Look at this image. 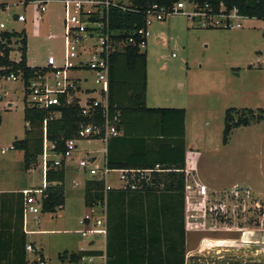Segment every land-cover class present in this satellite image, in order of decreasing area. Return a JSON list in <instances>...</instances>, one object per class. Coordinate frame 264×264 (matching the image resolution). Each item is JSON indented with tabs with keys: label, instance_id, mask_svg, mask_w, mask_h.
Returning <instances> with one entry per match:
<instances>
[{
	"label": "rangeland",
	"instance_id": "obj_1",
	"mask_svg": "<svg viewBox=\"0 0 264 264\" xmlns=\"http://www.w3.org/2000/svg\"><path fill=\"white\" fill-rule=\"evenodd\" d=\"M45 1L0 0V21L5 24V29L24 30L26 34V59L31 66H45L49 55L55 58L56 65L63 62L62 3L59 0ZM190 9L191 5L186 2L183 11L171 12L164 19L152 20L148 25L149 35L144 47L140 48L146 53L148 103L155 104L152 97L156 95L169 97L179 93L177 103L183 104L187 110L188 141L199 153L196 175L207 177L216 184L219 191L213 197L210 195L212 198L229 195L235 188L243 191L241 195L245 196L246 189L249 198L244 203L246 210L243 213L240 207L237 209L238 224L259 225L262 221L264 223V117L258 122L233 128L226 143H222L221 137L227 108L264 110V20L241 17L234 19V24L239 25L229 29L206 28L196 19L188 18L184 11ZM18 14L25 19L18 21ZM94 42L95 39H88L84 44ZM12 44L10 58L17 60V43ZM89 74L85 86L92 87L93 78ZM4 89L7 94L0 104V149L5 148V151L0 152V160H7L10 168L2 171L0 179L12 185L26 176L24 170L21 174L13 173L15 162L22 161V151L9 148L13 140L23 137L25 100L20 82L8 81ZM78 95L82 101L90 96L99 98L96 91H82ZM8 101L11 103L9 108L6 106ZM88 145L85 141L78 142L80 149ZM90 145L101 146V142L94 141ZM80 156L83 154L74 150L71 159ZM40 160L38 157L37 164L27 176L29 182L41 183ZM72 177L70 169L66 170L64 197L66 204L69 200L81 203L78 211L72 212L79 217L84 213L83 187H72ZM55 212L59 215V208ZM51 213L43 216L55 215ZM37 214L42 216L41 212ZM31 216L28 213L29 227L36 226ZM187 236L190 247L195 244L199 233L187 232ZM28 256L36 258L33 254ZM198 258L193 257L191 264H198L195 260ZM249 259L239 258L235 264H250ZM260 260L262 263H258L264 264V254Z\"/></svg>",
	"mask_w": 264,
	"mask_h": 264
},
{
	"label": "trees",
	"instance_id": "obj_2",
	"mask_svg": "<svg viewBox=\"0 0 264 264\" xmlns=\"http://www.w3.org/2000/svg\"><path fill=\"white\" fill-rule=\"evenodd\" d=\"M179 0H127L124 8L119 5L110 6L107 11V27L111 37L116 41H122V47L111 53L108 69L107 107L110 115L118 114L117 129L120 135L109 137L106 142L105 164L109 168H150L159 164L168 168L165 172L152 173L150 183L137 190L113 188L106 191V219L109 216V197L111 193L124 195L125 192L152 191L156 184H162L165 190L175 187L183 193L184 173L180 170L185 167L184 158V109L172 107H146V53L141 51L138 43L140 37L134 33L145 24L146 11L152 4L164 6L170 9ZM197 5L209 4L214 12L218 11L219 3L222 2L225 10L235 7L238 13L244 17H254L264 20V0H187ZM212 28V27H206ZM16 36L20 41L21 56L17 63L11 62L10 70H21L24 83L36 74H44L45 67L30 66L26 62V34L21 31H1L0 37L9 40ZM132 37L133 41H128ZM4 45L0 44V49ZM5 53L8 48H4ZM91 100V99H89ZM58 112V116L51 115ZM264 117L262 108H236L229 107L224 112L222 143H226L228 135L233 128L246 126L250 122H258ZM23 119L25 128L23 137L12 141V148L22 151L21 168L27 170L37 164L39 155L42 152L43 142V121H45L46 138L54 143L53 150L60 152L64 148V140L77 136L79 129L88 124H102L103 115L98 107L92 116L81 114V107L77 99L69 102L60 97V104L53 105L46 109H39L24 103ZM174 121L176 125L174 126ZM148 122L152 130L141 129V123ZM99 135H96L97 138ZM147 138L157 143L155 154L148 153ZM144 147V150L125 152L127 148ZM169 149L179 150L180 157L169 158L165 156ZM64 176L65 167L53 166L51 161L47 162V169L44 173L46 185L42 189L41 212H54L57 207L64 203ZM104 185L101 180L86 179L83 187V201L86 206H91L101 201L104 196ZM20 199V214H22L21 192L11 193ZM183 223V222H182ZM154 231H140L141 236L134 240L138 248L148 252L154 247L152 233ZM179 253H176L175 260L166 263H153L149 260H120L107 251L105 264H184V230L181 228ZM175 245L170 243L168 250ZM177 248V247H176ZM177 251V249H176ZM66 252L59 254L62 258ZM101 251H78L69 253L70 260L78 261L83 256L101 255ZM42 260L39 255L37 264ZM7 264H27L25 259V240H21L20 253L15 252L12 261ZM250 264H260L251 262Z\"/></svg>",
	"mask_w": 264,
	"mask_h": 264
},
{
	"label": "crops",
	"instance_id": "obj_3",
	"mask_svg": "<svg viewBox=\"0 0 264 264\" xmlns=\"http://www.w3.org/2000/svg\"><path fill=\"white\" fill-rule=\"evenodd\" d=\"M46 0L45 2L47 3ZM259 57L262 56L261 51H257ZM264 57V56H262ZM28 65V60L26 59ZM31 66V65H30ZM85 72L86 74H84ZM81 76V89H91L90 86H85L88 81L87 71L76 72ZM90 75V74H89ZM148 74L146 68V88H145V106L146 107H172L184 109V158L185 167L191 169L192 172H198V150L194 144L188 141V116L186 107L183 104H178L177 95L171 94L167 96L156 95L152 97L155 104L148 103ZM79 93V92H78ZM77 93V95H78ZM169 101V104H160L161 102ZM148 122L141 123V129L152 130V126ZM176 121H174V126ZM121 131L119 130V134ZM89 145L85 148H78L83 156L91 157L96 163L102 164L106 156V144L100 139H82ZM78 141V142H79ZM99 141L101 146H92L91 142ZM148 153L155 154L157 143L147 138ZM127 148L125 152L131 150L139 152L144 150V147ZM2 149V148H1ZM80 156V157H83ZM165 156L169 158L180 157L179 150L169 149V153ZM79 157V158H80ZM77 158L70 159L65 164L64 186L66 182V170L70 169L73 181H77L76 188L82 189L83 182L87 176L79 171L76 166ZM0 174L2 171H7L10 168L7 160H0ZM10 163V162H9ZM14 174H21V162L13 166ZM32 168L24 170L26 176L22 181L13 183L12 185L1 181L0 179V264H7L12 261L15 252L21 251V240L24 238L25 245L30 243L36 248L35 253L26 251L25 259L27 264H32L37 261L39 255L42 256L44 264H105L107 259V251L113 256H117L120 260H149L153 263H166L175 260L176 253H179V243L181 228L184 230V264H191L193 257L197 256L198 264H215L217 262H225L227 264H235L237 259L251 258V262H260L264 254V223L259 225H239L238 220H219L213 221L207 218V226L215 225L217 228L194 229L185 225V207L184 195L180 189L172 187L165 190L162 184H156L152 191H129L124 195L111 193L109 197V216L106 219L107 233L105 236L83 233L84 225L80 223V219L87 212L88 206L84 204L82 194V205L84 207L83 215L76 217L73 214L78 211L81 206L80 202L68 201L64 197V203L59 208V215L54 211L55 215L49 217L43 214L51 212H41L42 216L32 214L31 219L35 220L36 226L29 227L28 214L23 216L20 214V199L11 193H18L21 189L40 188L44 185V174L42 171L41 183L28 181L29 174ZM81 173V176L79 174ZM198 174V173H197ZM20 176V175H18ZM200 182L206 185L209 197L212 198L219 191L218 187L209 178L203 177L200 174L196 175ZM26 179V180H25ZM18 180V178H17ZM84 180V181H83ZM116 184L114 176L111 178ZM212 195V197L210 196ZM67 206V207H66ZM69 206V208H68ZM67 208V209H66ZM73 212V213H72ZM52 214V213H51ZM183 222V223H182ZM80 224V225H79ZM154 231L152 237L154 239V247L148 252H143L135 244L134 240L141 236L140 231ZM187 232L199 233L196 242L189 247V238L186 237ZM173 243L174 248L167 249L168 245ZM177 247V248H176ZM177 249V251H176ZM99 250L101 255L83 256L78 261L70 260L69 253L78 251ZM66 252L62 258L59 254ZM29 254H33L36 258L30 259ZM99 259V261H96ZM244 262V261H243ZM193 263V262H192Z\"/></svg>",
	"mask_w": 264,
	"mask_h": 264
},
{
	"label": "built area",
	"instance_id": "obj_4",
	"mask_svg": "<svg viewBox=\"0 0 264 264\" xmlns=\"http://www.w3.org/2000/svg\"><path fill=\"white\" fill-rule=\"evenodd\" d=\"M63 7V62L56 65L55 58L49 55L46 60V72L44 74H36L33 78L24 83V77L21 70H10L11 62L17 63L21 56L20 41L18 37L12 36L7 40L0 37V44L4 45L0 49V104L5 99L7 91L4 85L8 81L20 82L23 91V99L30 106L46 109L53 105L60 104V97L63 96L66 102L77 99L81 107V114L92 116L94 111L99 107L103 115L102 124L88 123L82 126L77 136L64 140V148L60 152L53 150L54 143L46 138L45 121H43V142L42 152L39 155L41 159V168L43 174L47 169V162L51 161L53 166L65 164L72 158V153L77 149V143L82 139H92L99 135L100 139L106 144L109 137L119 134L117 129L118 114L110 115L107 107V89H108V69L109 57L112 52L122 47V41H116L111 37V33L107 27V11L110 6L119 5L121 8L127 4L122 0H59ZM189 3L191 9L184 11L190 20L200 22L204 27L225 28L229 29L233 26L235 18L244 17L240 15L235 7L225 10L222 2L219 3L218 11L214 12L213 8L204 3L197 5L187 0H179L172 5L170 9L164 6L152 4L146 11L145 24L143 27L134 31L140 37L138 43L139 48L144 47L146 38L149 35L148 25L152 20H162L171 12L183 11L184 3ZM25 18L22 14L17 15L18 21ZM9 31L5 29V24L0 21V32ZM88 39H95V42L88 45L84 42ZM17 43L19 50V58L12 60L10 52L14 47L12 42ZM128 41H133L132 37ZM4 48H8L5 53ZM87 71L92 75L94 88L81 89V76L76 72ZM50 71V74H49ZM85 91L90 93L96 91L99 98L95 96L86 97L83 101L77 95L78 92ZM91 99V100H89ZM7 108L11 103H6ZM5 107V106H4ZM1 111V105H0ZM51 115L58 116V112ZM12 148V145L9 146ZM5 148L0 149L3 153ZM77 169L84 173L86 179L101 180L104 185V196L101 201L87 208V212L80 219V223L84 225L83 233L105 236L107 233L106 225V191L113 188L137 190L142 186L150 183L152 173L165 172L168 168H163L159 164H155L150 168H109L105 161L102 164L96 163L91 157L83 156L77 159ZM184 173L183 195L185 207V225L194 229L217 228L215 225L207 226V218L213 221L219 220H237L238 207L240 212L246 210L245 201L249 198V192L244 189V195L235 188L230 191L229 195L222 198H210L206 185L199 181L197 176L191 169L184 167L180 169ZM114 176L116 184L111 178ZM85 179V180H86ZM45 182V180H44ZM85 182V181H84ZM83 182V184H84ZM28 188L21 189L23 195L22 214H37L41 211L42 189ZM73 185L77 186V181H73ZM230 196V198H229ZM248 197V198H247ZM240 200V201H239ZM261 224V223H260ZM26 251L36 252V248L30 243L25 245ZM37 264H44L39 261Z\"/></svg>",
	"mask_w": 264,
	"mask_h": 264
}]
</instances>
